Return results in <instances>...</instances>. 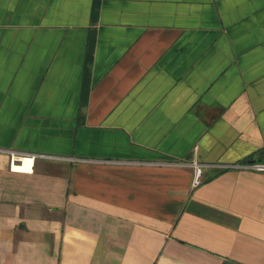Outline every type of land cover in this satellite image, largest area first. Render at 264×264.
Returning <instances> with one entry per match:
<instances>
[{
  "label": "crops",
  "instance_id": "obj_1",
  "mask_svg": "<svg viewBox=\"0 0 264 264\" xmlns=\"http://www.w3.org/2000/svg\"><path fill=\"white\" fill-rule=\"evenodd\" d=\"M261 163L264 0H0V264H264Z\"/></svg>",
  "mask_w": 264,
  "mask_h": 264
},
{
  "label": "built area",
  "instance_id": "obj_2",
  "mask_svg": "<svg viewBox=\"0 0 264 264\" xmlns=\"http://www.w3.org/2000/svg\"><path fill=\"white\" fill-rule=\"evenodd\" d=\"M10 158V169L12 172H15L13 170L14 165H21L22 160L25 158H30L34 162L35 156L25 155L23 153H18L14 151H7L6 152ZM33 167V164H32ZM190 167L193 168L195 173V180L198 182V180L203 175V172L205 169H213V170H226L230 168H234L235 166H226V165H214V164H200V163H191ZM244 168L252 169L257 172H264V163L261 164H247L243 165Z\"/></svg>",
  "mask_w": 264,
  "mask_h": 264
},
{
  "label": "bare ground",
  "instance_id": "obj_3",
  "mask_svg": "<svg viewBox=\"0 0 264 264\" xmlns=\"http://www.w3.org/2000/svg\"><path fill=\"white\" fill-rule=\"evenodd\" d=\"M33 161L30 158H25L22 160L21 165H14L13 170L15 172H30L32 169Z\"/></svg>",
  "mask_w": 264,
  "mask_h": 264
}]
</instances>
